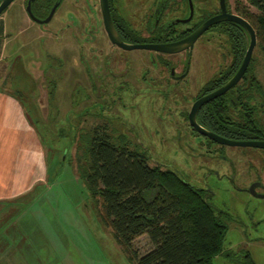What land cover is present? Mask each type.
<instances>
[{
    "label": "flooded vegetation",
    "instance_id": "obj_1",
    "mask_svg": "<svg viewBox=\"0 0 264 264\" xmlns=\"http://www.w3.org/2000/svg\"><path fill=\"white\" fill-rule=\"evenodd\" d=\"M243 2L245 0H14L1 17L4 16L6 25L10 17L16 15H13L14 10L21 6V14L28 16L36 31L41 29L44 33L50 25V36L56 43L80 48L84 91L98 92L101 109L115 111L117 107H124L128 98L149 97L154 101L151 107L168 114L179 113L186 124V135L199 140L203 151L192 158L182 154L180 159L184 163L177 165L181 168H175L173 162H165V168L173 167L171 171L189 179L201 176L200 183L207 188H195L202 191L213 206L209 180L213 184L220 182L218 168L226 172L238 170L234 160L240 156L228 154V148L259 150L258 155L248 156L250 167L240 168L243 172L240 189L264 199V148L229 146L215 139L264 142V84L257 73L255 57L258 42L240 81L223 94L212 97L238 73L250 46L249 34L233 20L237 17L249 22L243 15ZM29 5L33 20L28 14ZM205 26L207 29L187 49L178 52L154 49L174 46ZM121 43L139 48L127 50ZM132 52L139 54L132 56L129 54ZM196 105L195 122L204 132L191 122ZM94 116L96 123L89 134L97 128L104 129L114 141L128 144L151 162L158 163L144 144V136L120 133L105 111ZM187 136L180 134L176 139Z\"/></svg>",
    "mask_w": 264,
    "mask_h": 264
},
{
    "label": "rangeland",
    "instance_id": "obj_2",
    "mask_svg": "<svg viewBox=\"0 0 264 264\" xmlns=\"http://www.w3.org/2000/svg\"><path fill=\"white\" fill-rule=\"evenodd\" d=\"M16 9V15L6 22L11 35L7 54L13 62L23 61L25 78L18 90L26 92L23 101L45 151L47 173L45 183L32 192L0 204V235L7 233L0 245L10 260H18L15 264H138L135 252L142 256L153 248L149 237H139L132 248L118 244L112 228L102 220L100 204L77 171L76 157L88 147L89 130L92 132L96 123L94 114L105 111L120 133L144 136V144L159 163L151 165L164 170L170 168H165V162H173L178 168V164L184 163L180 159L182 154L192 158L203 147L199 140L186 135V124L179 113L168 114L151 107L153 98H128L126 105L115 111L101 109L98 92L84 91L81 49L56 43L50 36V25L44 33L37 29L34 34L27 32L15 38L18 32L13 28L14 20L17 15L22 16L21 6ZM255 57L256 70L264 84V55L256 49ZM33 66L42 73L35 81L29 77ZM11 90L16 91L15 87ZM28 92H39L34 104ZM180 134L187 138L177 140ZM228 154L240 156L234 160L238 170L226 172L218 168L220 182L213 184L209 180L214 209L232 217L223 253L215 257L213 264H247L246 254L251 255L255 264H264V199L240 189V168L250 167L248 156L258 155L259 150L228 148ZM178 174L196 188H207L200 183L201 176L189 179Z\"/></svg>",
    "mask_w": 264,
    "mask_h": 264
},
{
    "label": "trees",
    "instance_id": "obj_3",
    "mask_svg": "<svg viewBox=\"0 0 264 264\" xmlns=\"http://www.w3.org/2000/svg\"><path fill=\"white\" fill-rule=\"evenodd\" d=\"M242 9L264 55V0H245ZM76 158L117 243L132 248L139 237H149L153 248L142 256L135 252L138 264H213L223 253L232 217L216 211L177 173L151 165L144 154L98 128ZM244 260L255 264L250 254Z\"/></svg>",
    "mask_w": 264,
    "mask_h": 264
},
{
    "label": "crops",
    "instance_id": "obj_4",
    "mask_svg": "<svg viewBox=\"0 0 264 264\" xmlns=\"http://www.w3.org/2000/svg\"><path fill=\"white\" fill-rule=\"evenodd\" d=\"M16 19L13 28L18 33L15 38L27 32L34 34L35 26L26 14L18 15ZM8 30L4 16L0 17V204L32 192L39 184L45 183L47 173L45 151L23 101L26 92L18 90L25 78L23 61L13 62L11 55L7 54L11 36ZM30 72L32 81L42 74L35 66ZM12 87L16 91H12ZM37 93L28 92L32 104ZM48 95L51 96L50 92ZM6 237L7 233L1 234L0 241ZM16 260H10L8 252L5 253L0 245V264H15Z\"/></svg>",
    "mask_w": 264,
    "mask_h": 264
},
{
    "label": "water",
    "instance_id": "obj_5",
    "mask_svg": "<svg viewBox=\"0 0 264 264\" xmlns=\"http://www.w3.org/2000/svg\"><path fill=\"white\" fill-rule=\"evenodd\" d=\"M14 0H3L1 3H0V17L2 15V13L4 12V10L11 4L13 3ZM28 10V14L29 16L32 18L35 19L33 13H32V10H31V7L30 5L28 6L27 8ZM233 20L238 22L239 24H241L245 30L247 31V33L249 34L250 36V46H249V49H248V52H247V55L244 59V62L240 68V70L238 71V73L233 77L232 80H230L224 87H222L221 89H219L217 91V93L215 95H213L212 97H216V96H219L221 94H223L224 92L228 91L230 88H232L233 86H235L239 81L240 79L242 78L243 74L245 73V71L247 70L248 66H249V63L252 59V56H253V52H254V49L257 45V36H256V32H255V29L253 28V26L243 20V19H240V18H237V17H233ZM47 23V21H45ZM207 29V26L203 27L202 29H200L198 32H196L192 37L174 45V46H170V47H163V46H156L154 47V49H157L159 51H169V52H178V51H182L183 49H187V47L192 44L197 38L198 36H200L205 30ZM120 41V40H118ZM122 47L124 49H127V50H131V49H136V48H139V46H127V45H124L123 43H121ZM211 97V98H212ZM196 107L197 105L194 107L192 113H191V122L193 124V126L197 129V130H200V131H203V129H201L198 124L195 122V113H196ZM204 132V131H203ZM215 137V136H213ZM215 139H217L218 142L222 143V144H226V145H229V146H242V147H255V148H264V142H236V141H229V140H226V139H222L220 137H215Z\"/></svg>",
    "mask_w": 264,
    "mask_h": 264
}]
</instances>
